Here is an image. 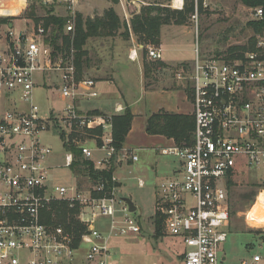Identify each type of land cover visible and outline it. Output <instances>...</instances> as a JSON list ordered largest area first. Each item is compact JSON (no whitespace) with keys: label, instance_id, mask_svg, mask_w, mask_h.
Returning <instances> with one entry per match:
<instances>
[{"label":"built area","instance_id":"obj_1","mask_svg":"<svg viewBox=\"0 0 264 264\" xmlns=\"http://www.w3.org/2000/svg\"><path fill=\"white\" fill-rule=\"evenodd\" d=\"M62 1L69 3L64 32L73 42L77 0ZM118 1L130 26L132 13H140V8L131 9L138 1ZM176 1H181L179 6ZM184 6L185 0L171 1L173 8ZM202 6L210 3L203 0ZM250 10L254 19L264 18L263 7ZM198 16L195 0L192 17ZM30 20L31 27H9L0 34V264H111V239L139 236L143 229L119 197V177L114 172L108 187L109 181L88 176L89 187L80 189L76 183L55 181L53 172L72 169L75 157L65 148L70 137L95 170L119 167L125 159L137 161L138 155L117 150L111 114L85 109L100 92L96 79L79 75L73 43L64 51L55 50L50 27L43 20ZM195 51L194 64L176 72L179 80L192 84L194 142L162 149L163 155L177 157L179 166L156 186L154 216L162 220L166 235L183 244V264H221L231 223L230 178L235 182L239 173L260 171V192L264 190V35L241 57H202L198 48ZM147 52L153 60L163 57V50L154 45H148ZM137 58L134 48L130 59ZM37 89L55 90L61 108L43 112L34 104ZM54 127L62 130L66 150L61 165L54 163L53 147L41 139ZM97 129L102 133L96 134ZM93 140L105 151L101 159H94ZM138 185L146 183L139 178ZM64 202L76 209L74 217L84 226L78 235L56 221ZM101 219H108L105 229ZM261 262L256 254L242 264Z\"/></svg>","mask_w":264,"mask_h":264},{"label":"rangeland","instance_id":"obj_2","mask_svg":"<svg viewBox=\"0 0 264 264\" xmlns=\"http://www.w3.org/2000/svg\"><path fill=\"white\" fill-rule=\"evenodd\" d=\"M31 0H27L25 6L20 8L19 0H0V18L13 17L10 20L14 23L18 30L22 23L24 26H32L33 22L27 17L26 9H28ZM146 3L164 2L166 0H145ZM210 6L199 11L198 18L190 15L188 24L190 32L186 35L182 45L181 58L193 62L196 57V49L201 56L213 55L214 53L228 54V48L233 45L247 44L254 32L247 23L254 19L249 7L245 6L239 0H208ZM115 4L112 0H77L75 4V14L82 13L84 17L96 16L102 14L104 9L113 7ZM143 5V4H142ZM54 6L55 13L67 17L70 14L68 9L69 3L62 0H36V7L39 16H45L46 10ZM144 6V5H143ZM171 6V3H170ZM121 15V14H120ZM121 20L122 19V16ZM25 19H29L28 25ZM132 19V18H131ZM130 19V20H131ZM9 20V21H10ZM127 24L128 22L124 20ZM123 21V22H124ZM0 23L1 19H0ZM3 31H7L9 23H4ZM76 29V25H75ZM121 33L125 31L121 28ZM132 44L126 36L116 39L90 38L86 45L87 50L92 53L93 59L95 53L99 58L105 61V65L109 64L112 55L116 52H124L128 46ZM113 46V51L111 48ZM156 46V45H154ZM146 55L147 50L145 51ZM166 58V53H163ZM148 61L150 58L147 59ZM159 61H154L157 63ZM96 65V63H93ZM104 66V62H103ZM169 86L171 82H168ZM183 84L186 81L183 80ZM34 104L39 106L43 112H47L49 108H61L59 96L55 90L42 91L37 89L34 94ZM92 100L87 105L92 106ZM87 111H91L85 108ZM92 113V111L90 112ZM58 117L60 115L58 113ZM64 128V126H63ZM66 129V128H64ZM53 133H43L41 139L54 149V163L61 165L64 163V154L66 150L62 141V130L59 127L53 128ZM65 138V137H64ZM69 139L72 138L70 137ZM140 161L137 165L129 166L124 161L123 167L117 169V176L123 183L120 188L119 197H129L137 206V210L133 213L137 217L143 227L142 239L135 235L127 237H114L111 239L113 247V256L111 264H182L181 254L184 246L181 242L176 241L174 237L164 233L163 227L161 234L157 235L154 225V215L156 212V186L160 180L155 178V171L151 169L156 164L158 158L152 151H138ZM158 163V169L162 171L165 163L172 162L178 158L175 156H163ZM126 160V159H125ZM130 162V161H129ZM129 170L132 172L129 173ZM55 181L66 184L79 185L80 189H87L88 182L86 179H80L72 173L70 168L60 167L53 172ZM143 178L146 181L145 187L138 185V179ZM235 179V184L228 189V196L231 204V223L230 231L226 243H224L223 254L226 253L227 261L221 264H242L243 261L251 262L254 255L259 254L262 257L261 264H264V223L259 217L264 219V191L260 194L256 206V214H253V205L249 199L243 198L246 194H255L256 198L261 190L260 171H245L239 173ZM244 212H247L248 221L245 219ZM108 219H101L100 225L106 228Z\"/></svg>","mask_w":264,"mask_h":264},{"label":"crops","instance_id":"obj_3","mask_svg":"<svg viewBox=\"0 0 264 264\" xmlns=\"http://www.w3.org/2000/svg\"><path fill=\"white\" fill-rule=\"evenodd\" d=\"M137 1V5L135 7L132 6L131 9L140 8L141 12L142 7L151 4L161 3L162 6L171 7L170 3L172 0H169L168 4L164 2L146 3L145 0ZM113 7L118 15L122 16V19L124 18L123 21L126 20L119 1ZM171 8L182 10L179 8ZM106 9H104V11ZM103 13L97 15H103ZM136 14L139 13H132L131 18ZM131 20L130 26L127 24V29L123 27L125 29L124 33L119 31L115 36L109 37L115 38L116 40L122 38V36H126L132 42L124 52H116L112 55L109 64L105 65V61L102 58H99L96 53L93 59L92 53L88 51L90 62L85 67L83 76L94 78L98 81L97 87L100 95L93 100L94 104L92 106L87 105V103L85 104V108H88L92 112L99 111L100 113L98 114H111L113 116L117 114L115 110L117 106L121 105L124 110L126 107H129L134 117L132 128L127 135L123 149L126 151H135L138 155V160L134 161L132 159H126L124 161H127L128 164H130L129 166L137 165L140 161L138 151H152L158 159L156 160V164L151 166V169L156 173L155 178L162 180L173 176L175 170L179 166V160L176 161V159H173L172 162L169 161V163L164 164L165 168L162 171L158 169V163L161 161L160 158L163 156H170L163 155L161 153L162 149L172 147L176 142L174 139L168 138L164 135L149 134L147 132L148 119L154 113L162 110L181 114H192L193 112L192 100L189 98L185 90L186 84L184 85L183 80H179L176 77V72L181 67L192 66L194 64V61L190 62L181 58L183 41L186 35L190 32V27L188 24L164 25L161 29L160 43L156 46L160 47L163 50V53H166V58L163 56L162 59L154 60L159 62L153 63L154 61L147 60L149 57H147L145 52L147 46L153 44L149 43L145 44V46L143 45L141 34L135 33L132 29ZM8 23L10 28L15 27L12 21ZM25 24L28 25L26 21ZM3 25L5 24L0 23V34H4L5 32L3 31ZM20 28H26L24 23H22ZM134 48L137 49L138 53V58L136 60L130 59V51ZM111 51H113V46ZM217 53L219 52L217 51ZM145 62L151 63V70L149 71L148 76L145 74ZM93 63H96V65ZM168 82H171L170 86L168 85ZM90 146L94 149V159L98 160L104 157L105 151L97 146L96 141H91ZM124 161L121 166L115 167L116 174L117 169L123 167ZM131 172L132 171L129 170V173ZM120 188H123L122 182L120 183L119 191ZM136 237L142 239V233ZM175 240L179 241L177 238H175ZM180 257L182 262V256ZM222 258L223 261H227L226 253H222Z\"/></svg>","mask_w":264,"mask_h":264},{"label":"trees","instance_id":"obj_4","mask_svg":"<svg viewBox=\"0 0 264 264\" xmlns=\"http://www.w3.org/2000/svg\"><path fill=\"white\" fill-rule=\"evenodd\" d=\"M34 1L36 0H31L28 9H26L27 17L33 19L35 22L43 20L46 27H50V40H52L51 43L55 50L64 51L69 49L73 43V46L76 49V66L81 77H83L84 69L90 62L88 57L89 52L86 49L88 40L92 37H113L121 30V28L125 27L127 29V23L121 21V18L114 7L106 9L103 15H96L95 17H84L82 13H77L75 36L72 42L71 37L64 32L68 17L56 14L54 6L46 10L45 16H39L36 7H34ZM112 1L114 4L118 3V0ZM202 1L203 0H198L199 11L203 9ZM239 1L249 8L261 6L264 9V0ZM194 12L195 0H185V6L182 10L162 6L161 3L151 4L142 7L141 12L134 15L131 20V26L135 33L141 34L142 40H140L144 46L149 43L158 45L160 43L161 29L164 25L184 24ZM11 18L13 17L0 19L2 23H7L11 21ZM247 25L254 32L253 36L247 44L233 45L229 47L227 57H241L245 51L254 46L257 36L264 35V18L253 19L249 21ZM150 70L151 63L145 62L146 76H148ZM185 90L189 98L192 100L193 89L190 81H186ZM93 113L98 114L100 112L94 111ZM133 117L134 115L129 107H126L121 113L112 116L114 144L118 151L124 147L127 135L132 128ZM194 129L195 120L192 114H181L162 110L149 117L147 132L152 135H164L168 138H172L179 146H190L194 142ZM94 132H96V134H101L102 130L97 129ZM65 148L74 154L75 160L71 171L77 175L78 178L82 180L90 176L96 182L100 180L109 181L107 186H112L111 178L116 171L115 167L102 171L95 170L93 162L82 156V151L71 141V139L65 145ZM234 184V181L230 178L229 188ZM254 196L255 194H246L243 195V198L252 201L255 200ZM62 208L63 211L61 214L59 213L56 221L66 225L68 229L74 230L78 235L84 230V226L74 217L76 209H69L65 202L63 203ZM154 225L156 234H161L162 220L158 216H154Z\"/></svg>","mask_w":264,"mask_h":264},{"label":"bare ground","instance_id":"obj_5","mask_svg":"<svg viewBox=\"0 0 264 264\" xmlns=\"http://www.w3.org/2000/svg\"><path fill=\"white\" fill-rule=\"evenodd\" d=\"M26 3H27V0H19V6H20V8H21L22 6H25ZM180 3H181V1H176V2H175V5H176V6H179ZM263 191H264V190H263ZM263 191H261V192L258 194V196H257V198H256V200H255V202L253 203V210H252L253 214H256V209H257L256 206H257V203H258V199H259L260 194H262ZM253 218L260 219V220L264 223V219H262V218H259V217H253Z\"/></svg>","mask_w":264,"mask_h":264},{"label":"water","instance_id":"obj_6","mask_svg":"<svg viewBox=\"0 0 264 264\" xmlns=\"http://www.w3.org/2000/svg\"><path fill=\"white\" fill-rule=\"evenodd\" d=\"M10 26H12V25H10ZM122 200L127 203L129 210L131 212H135L137 210V206L135 205V203L133 202V200L131 198L123 197ZM253 203H254V200L251 201V204H253Z\"/></svg>","mask_w":264,"mask_h":264}]
</instances>
